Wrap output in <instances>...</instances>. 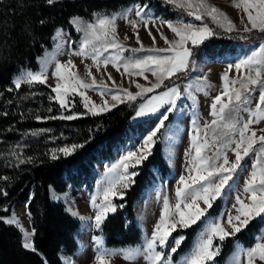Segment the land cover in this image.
<instances>
[{
    "label": "snow or ice",
    "instance_id": "6c2138e0",
    "mask_svg": "<svg viewBox=\"0 0 264 264\" xmlns=\"http://www.w3.org/2000/svg\"><path fill=\"white\" fill-rule=\"evenodd\" d=\"M45 2L48 5H54L57 0H45ZM165 3L183 9L195 21L203 22L205 17H209L213 23L227 33L243 32L246 35L240 36L241 40L247 41L254 32L264 35V0H233L232 6L243 13L239 26L225 12L210 5L207 0H195V2L194 0H165ZM129 13L140 18V22L145 28L149 23L155 26L156 21L159 20L160 25H166L178 39L170 40L163 32H160V39H163L168 47L146 49L140 42L139 33L134 31L140 47L132 49V51H143L148 53L147 55L132 61H123L118 54L105 58L104 54L109 50L115 53H122L126 50L118 36L116 21L121 18L126 19L136 30L138 21L129 19ZM93 15L95 22H84L78 16L69 21L77 27L78 31L83 32L77 49L70 54L90 57L92 65H85V76H81L75 71L76 65L71 60L64 63L56 62L55 70L52 72L56 83L54 86L49 84L55 96H50L49 99L55 100L61 109L66 110L69 98L76 94L82 98L83 106L88 109L89 113L100 115L109 112L119 103L134 102L137 98L145 97L162 86L165 89L155 95L147 96L144 103H141L137 108L136 117L158 113V122L134 150H128L116 163L106 166V175L109 179L102 191L94 194L90 201L92 208L95 209L94 215L84 217L71 208L67 209L73 217H77L83 223L87 224L91 221L93 228L101 229L110 212H115L117 207H124L123 204H114L113 198L118 197L123 200L127 191L135 185L136 177L140 174L135 169L143 165L151 156L157 134L165 126L169 114L177 110L178 102L185 98L191 99L195 109L196 97L190 91L191 85L181 90L179 85L173 83L172 86H168L165 81L172 80L173 77L180 79L181 75H186L190 69H194L196 61L193 57L196 55V49L216 36L217 33L206 23L197 25L178 21L174 24L171 21L153 17L147 10V5L143 4L135 5L133 8H128L117 14L94 13ZM157 31L159 32V28ZM61 34L62 30L57 29L53 39L56 40ZM148 35L155 45L156 36L151 30L148 31ZM123 39L127 40L129 37L125 35ZM47 63V60L41 58L42 67L39 71L24 70L14 77L15 88L19 89L23 84L29 86L47 84L49 80ZM101 63L105 67L111 63L117 71H120L122 65L124 73L129 75L134 73L137 76H143L146 80L148 77L145 76V73H151L155 77V82L144 86L133 81L138 91L131 92L127 88L115 85L112 75L108 74L107 79L112 80L115 86L114 89H109L103 77L97 80L91 71V68L95 66L99 72ZM233 70L235 74L230 75ZM220 79L222 81L220 90L212 97L210 105L209 115L213 119L204 126L205 129H212V142L209 141L207 132L201 139L200 129L198 127L195 129L192 142L194 154L187 169L189 174L180 176L177 182L178 187L175 189L176 201L174 204L169 203L167 196L164 197L159 219L153 226L151 237L146 239L143 251L140 247L109 249L104 246L102 236H93L95 255L92 264H111L113 257L117 255L121 256L128 264H133L141 255L146 264H171L172 254L185 240L184 236L173 237L172 234L177 229L191 228L204 222H206L205 228L201 231L192 252L184 258L183 264H215V258L220 255L222 244L226 239L241 233L254 219H264V128H259L258 131L261 134L257 135V130L250 127L253 124L259 125L264 122V40H261L258 46L253 47L245 56L235 62H229L221 73ZM203 81V86L198 87L197 91L203 92L207 96L206 89L211 88L212 85L207 83L206 77L203 78ZM11 90L9 89V91ZM87 90L99 91L102 98L107 92L111 96L112 103L105 98L102 105L96 104L87 95ZM256 93L258 95H254ZM253 104L254 107H249ZM48 111H52V109L49 108ZM241 112L248 113L247 119L239 116ZM78 115L80 114L37 116L36 119L73 120ZM217 129H220L219 136L215 135ZM36 134L32 133V135ZM217 141H219V147L216 148L212 156H207L205 153ZM83 147V144H73L53 149L51 159H58V154L68 157ZM227 150L234 154V159L229 158ZM250 155L254 156L251 170L244 181L242 191L235 197L232 210L226 213V219L208 220L209 209L226 191L234 187L235 178L244 169V162ZM31 162V158L20 160L21 164ZM0 179L7 178L0 177ZM0 194L7 195L2 189H0ZM53 198L60 199L55 195ZM224 215L222 214V217ZM0 219L19 229L22 234L21 246L24 249L32 252L37 251L33 240L34 229L31 232L25 230L14 215ZM216 241L220 243L217 244ZM169 247L170 251H163ZM229 264H264V233L256 237V242L249 248L237 245Z\"/></svg>",
    "mask_w": 264,
    "mask_h": 264
},
{
    "label": "trees",
    "instance_id": "16d2710c",
    "mask_svg": "<svg viewBox=\"0 0 264 264\" xmlns=\"http://www.w3.org/2000/svg\"><path fill=\"white\" fill-rule=\"evenodd\" d=\"M135 3L147 5L164 19L177 16L194 20L182 9L166 4L165 0H57L54 5H48L45 0H0V177L7 178L0 179V189L7 193L0 194V218L9 216L15 204H27L37 249L36 252L24 249L19 229L0 219V264H62L59 257L61 249L67 254L76 251L79 222L66 212L63 204L50 200V188L59 193L68 186L89 188L96 162L111 160L118 148L128 141L130 134L139 138L154 126L152 118L134 121L137 108L151 94L131 103H120L109 112L92 115L75 94L69 98L68 107L64 110L55 100L49 99L54 97V93L46 85L23 84L16 89L12 84L13 77L24 69L37 71V60L45 49L50 48L51 38L57 29L68 31L74 46L78 37L69 22L73 17L89 20L94 13L112 14ZM201 23L208 24L217 35L196 49L193 59L231 56L240 46L264 40V35L258 32L252 33L247 41L241 40L239 37L245 33H227L206 17ZM186 75H181L180 79L173 77L165 84L177 85ZM49 108L52 111H48ZM73 113L80 115L73 120L36 119L37 116ZM41 130L47 133L41 138L25 135ZM159 135L151 156L136 169L140 174L135 185L123 200H115L124 207L108 214L103 223L102 231L109 247H130L138 243L140 232L135 223V204L152 186V170L162 178L169 174V167L161 155ZM53 139L54 143L51 142ZM11 144L19 148L18 160L9 156ZM73 144H83L84 147L68 157L58 154V159H51L52 149ZM29 158L31 163H20L21 159ZM210 214L213 212L209 211ZM262 226V219H254L241 233L226 239L222 261L235 242L252 245ZM192 235L184 247L179 248L181 252L187 249Z\"/></svg>",
    "mask_w": 264,
    "mask_h": 264
},
{
    "label": "rangeland",
    "instance_id": "374dc122",
    "mask_svg": "<svg viewBox=\"0 0 264 264\" xmlns=\"http://www.w3.org/2000/svg\"><path fill=\"white\" fill-rule=\"evenodd\" d=\"M207 2L210 5H214L218 7L221 11L225 12L234 23H236L238 26L240 25V19L243 13L239 9L232 6L233 0H207ZM135 5H140V4L139 3H135L134 5L132 4L129 7H126L112 14L121 13L123 10H126L128 8H133ZM147 10L151 13L153 17L162 18L161 15L156 14L154 10L148 6H147ZM112 14H109V15H112ZM128 18L138 21L136 30H134L131 27V25L128 23V20L126 19L121 18V19H117L116 21V28H117L118 36L126 50L122 53H115L112 50H109L108 53L104 54L105 58H109L112 55L118 54L123 61H132L137 58L143 57L144 55H147L148 53L143 52V51L141 52L132 51V49H137L140 47V44H138L136 41L134 31H137L139 33L140 42L144 45L146 49L152 48V47H157V48L168 47V45L165 44L164 40L160 39V32H163L164 35L167 36L170 40L178 39L174 36L171 30L167 28L166 25H160L159 20L156 21L155 26H153L152 23H149L148 27L145 28L143 23L140 22V18L135 17L132 13H129ZM206 18L209 19L212 24L217 26L215 23L212 22V20L209 17H206ZM162 19L171 21L174 24H176L178 21L194 23L197 25L201 24V22L199 21L196 22L194 20H189V18L187 20L185 18L177 17V16L173 19H164V18ZM82 21L95 22V17L93 16L89 20L82 19ZM70 25L72 29L74 30L75 35L78 37V40L75 43V45L74 46L72 45L73 42H72V38L69 32L68 31L64 32V30H62L61 36L57 38L56 40H54L53 37L56 36V32H57L56 30V32L54 33V36L51 38L50 48L45 49L42 56L39 57L37 60V63H38L37 70L38 71L42 67L41 58H43L48 61L47 63L48 76L52 75V72L55 70V62L57 61V55H58V58L61 61V63L71 60L73 64L76 65L75 71H77L81 76H85V65L91 66L92 60L90 57L85 58V57L70 54L71 52L77 49L79 42L81 40V37L83 36V32L78 31L77 27L74 24L70 23ZM157 28H159V32L157 31ZM149 30H151L153 35L156 36L155 45L153 44L152 38L148 35ZM125 35H127L129 39L124 40L123 38L125 37ZM258 44L259 43L250 45V46H240L237 49L236 53L231 56L222 55L218 57L196 58L194 59L196 61V67L194 69H190V72L182 79V81H179L177 83V85L180 86L181 90H183L184 87L191 85L190 91L192 95L196 97L195 109L193 108V101L191 99H187V98L182 99L181 101L178 102L177 110L169 114V119L165 121V126L161 128L160 132L158 133L160 134L159 141L161 144V155L165 163L168 165L167 167H169V174L168 176L162 178L156 170H152V173L154 176L153 184L151 187L145 190L144 194L141 195L140 200L135 204V207H134L135 223L140 232V238H139L138 243H136L135 245H131L130 247H133V248L140 247L141 250L143 251V245L146 239L151 237L153 226L159 219L160 211L163 206V199L165 196H167L170 204L175 203L176 201L175 189L178 187L177 182L181 175L187 176L189 174L187 169L189 167V161L191 160V157L194 154L192 151V142L195 136V129L197 127L200 129L201 139L204 138L203 134L207 132L208 139L210 142H212V138H213L212 129L211 128L205 129L204 126L205 124L210 123V121L213 119V117L209 115L210 105L212 103V97H214L220 90V87L222 84V81L220 79L221 73L226 69L227 64L229 62L237 61L239 58L249 53L253 47L258 46ZM109 66H112V64L109 63L106 67L103 63L100 64V68H102V70L106 74L112 75L113 80L115 81V85L121 86L123 88H127L131 92L138 91L133 81H135L136 83H140L141 85H144V86H149L150 83L155 82V77H153L151 73H145V76L148 77L147 80L143 76H137L134 73L131 75L124 73V69L122 65L120 67V71H117L116 68L112 66L118 73V75H113L110 71ZM24 70H28V69H24ZM22 71H20L17 75H15V77L18 76ZM91 71L96 72V74L94 75L93 73V75L96 76L97 80H100L101 77L104 76L103 74H101V77L100 78L98 77L97 69L95 66L91 68ZM234 74L235 72L233 70V72L230 73V75H234ZM204 77L207 78V83L212 85L211 88L206 89V91L208 92L207 96H205L203 92L197 91L198 87L203 86ZM13 80H14V77L12 79V84H13ZM111 83L113 85L111 89H114L115 86L112 80H111ZM105 84L108 85V83H105ZM107 87L109 88V86ZM163 90L165 89L163 88L162 90H160L159 88H157L155 89L153 93H148V94H151L149 96H152ZM87 95L91 98L92 101H94L98 105H102L103 99H105L106 97V94H105V97L102 98L99 94V91H94V90H87ZM254 95H258V93ZM249 107H254V104L249 105ZM161 111H163V109H161ZM158 115L159 114L157 113V114L147 115L144 117L135 116L134 121H140V120H144L147 118H152L154 121V126L152 127L154 128L155 124L158 122ZM239 116L243 117L244 119H247L248 113L241 112ZM250 127L254 130H257V135H260L261 133L258 131V129L264 128V122H261L259 125L253 124ZM32 133L33 132L30 131V132L25 133V135L29 137L31 136V137L41 138L43 135L47 134V133H44V131H35V133H37L36 135H32ZM219 133H220V129H217L215 135L219 136ZM145 135L138 138L130 134L128 136V141H126L125 144L121 148H118V150L115 152L114 157L111 160H108V161L101 160V161L96 162L94 165L95 167H94L93 178L90 181L89 188H87L86 186H83L81 188L75 189L71 186H68L67 189L61 193L56 192L54 189L50 188V192H49L50 200L54 203L63 204L65 206L66 212L70 216L72 215L69 213V211H67V209L69 208H71L73 211H77L80 216L92 217L95 213V209L92 208L91 206V203H90L91 198L94 194H98L100 191H102V188L106 185L107 180L109 179V177L106 175V166H110L116 163L120 159V157L128 150L130 149L134 150L141 143ZM51 142L54 143L55 142L54 139ZM11 145H12V152L9 156L13 160H18L19 148L17 147V145H14V144H11ZM217 147H219V141L214 143L213 146L205 154L207 156H212L213 153L216 151ZM227 154L229 155L230 159L235 158L234 154L230 150H227ZM253 159H254V156L252 155L246 158L244 162V169L240 171L238 176L235 178L234 187L231 190L226 191L221 198H219L216 202H214L213 207L209 209V211H212L213 214L208 215V220H214V219H220V218L226 219V213L232 210V205L235 202V197L239 195L240 192L242 191V188L244 186V181L248 176V172L251 170ZM54 195L60 197V199H54L53 198ZM115 200H119V198L118 197L113 198V203L116 205H119L116 203ZM112 213L114 212H110L109 214H112ZM222 214H225V215L222 217ZM233 214L235 213L233 212ZM13 215L16 217L20 225L25 230L29 232L32 231L31 229L32 226L30 224V217L27 211L26 204H23L20 202L15 204L12 207L11 212L9 213V216H6L5 218L12 217ZM73 218L79 222V227H78L77 234H76L77 248L73 254H67L65 252L66 254L65 255L63 253L64 251L62 252L61 258H60L62 261V264H92L93 257L95 255V245L92 240L93 236H102L103 241H104V246L106 248H109V249L129 248V246H125V247L107 246L106 238L103 234L102 227L101 229H95L91 226V221L85 224L77 217H73ZM256 219H261V218H256ZM262 220H263V226L259 230V232L256 234V236L254 237L252 245L256 242V237L264 233V219ZM205 224L206 222L198 223L197 225H194L193 227L187 228V229H177V231L172 234L173 237L175 236L185 237V240L182 242L179 248L184 247V244L189 241V236L191 234L193 235L191 236L192 238L189 242L187 249L181 252L178 248V250L174 254H172L171 264H183L184 258L192 252L193 247L195 243L197 242L201 231L205 228ZM11 226L16 227L15 225H11ZM215 243L219 244L220 242L216 241ZM237 245L243 246L244 248H249L252 246V245L246 246L243 243L237 241L232 245V249L230 253L227 255V257L225 258V260L222 261L223 253L225 250L222 244L221 253L219 256L215 258V264H229V261L231 257L233 256ZM163 251H166V252L170 251V247L163 249ZM59 257H60V254H59ZM111 264H128V262L125 261L121 256L117 255L113 257ZM133 264H146V261L141 255V256H138L137 260L133 262Z\"/></svg>",
    "mask_w": 264,
    "mask_h": 264
},
{
    "label": "crops",
    "instance_id": "0c3cea01",
    "mask_svg": "<svg viewBox=\"0 0 264 264\" xmlns=\"http://www.w3.org/2000/svg\"><path fill=\"white\" fill-rule=\"evenodd\" d=\"M64 32H66V31H64ZM57 48H59V47H57ZM56 62H60L61 63V61L59 60V58H58V55H57V61ZM56 62H55V64H56ZM109 68H110V71H111V73L113 74V75H118V73H117V71L112 67V66H109ZM38 71V70H37ZM92 73H94V75L96 74V72L95 71H92ZM101 74H103L104 76V82L105 83H108V85L107 86H109V89H111L112 87H113V85H112V83H111V80H108L107 79V76L106 75H108V74H106L103 70H102V68H100V71L98 72L97 71V75H98V77L100 78L101 77ZM51 76V77H50ZM54 79V80H53ZM55 81H56V78L55 77H52V75H49V80H48V82L49 83H47V84H45V85H47L48 87H49V84H51L52 86H54L55 85ZM51 89V88H50ZM55 94V93H54ZM76 95V94H75ZM78 97H80L79 95H77ZM105 98H107L111 103H112V101H111V96L109 95V94H107L106 93V97ZM80 99L82 100V98L80 97ZM83 102V101H82ZM120 104V103H119ZM118 105V104H117ZM88 110V109H87ZM61 251V253H59L60 254V258H61V254H62V252L64 251V249H61L60 250ZM64 254H65V251L63 252ZM66 255V254H65Z\"/></svg>",
    "mask_w": 264,
    "mask_h": 264
}]
</instances>
